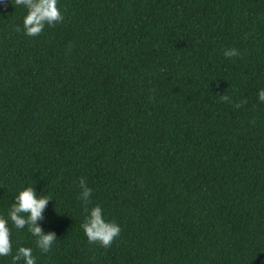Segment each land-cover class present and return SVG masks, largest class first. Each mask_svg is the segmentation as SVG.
Returning <instances> with one entry per match:
<instances>
[{"label":"trees","instance_id":"1","mask_svg":"<svg viewBox=\"0 0 264 264\" xmlns=\"http://www.w3.org/2000/svg\"><path fill=\"white\" fill-rule=\"evenodd\" d=\"M24 35L0 0V215L21 186L50 196L37 264H264V0H58ZM240 55L226 58L223 50ZM231 102L225 103L220 95ZM247 100L242 107L235 103ZM91 208L122 229L90 244ZM12 264V257H0ZM22 264V262H21Z\"/></svg>","mask_w":264,"mask_h":264},{"label":"clouds","instance_id":"2","mask_svg":"<svg viewBox=\"0 0 264 264\" xmlns=\"http://www.w3.org/2000/svg\"><path fill=\"white\" fill-rule=\"evenodd\" d=\"M16 6H23L26 14L23 18V29L17 27L16 31L23 30L28 37H37L42 34L45 26L54 27L63 22V14L58 7V0H15ZM226 58L239 56L236 48L223 50ZM258 99L264 102V89L258 92ZM222 102L229 103L231 98L220 95ZM247 100L235 103L234 107H242ZM78 188L80 189L77 199L83 202L85 217L81 228L90 244H99L101 247H111L113 241L119 237L122 229L114 220H107L104 217L103 209L99 205L88 208L93 189L87 185L86 178L80 177ZM51 200L50 196L37 195L33 186H21L14 198V203L8 210L7 217L0 215V257H12V264H37L31 247L19 245L13 254L11 229L9 221L16 229L27 228L28 232L36 238V246L42 253H48L56 239L54 232L45 233L38 221L44 218V211Z\"/></svg>","mask_w":264,"mask_h":264}]
</instances>
